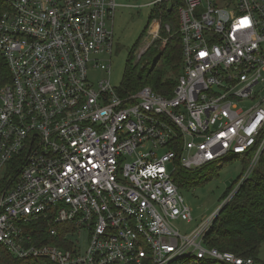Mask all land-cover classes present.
Here are the masks:
<instances>
[{"label": "built area", "instance_id": "2783aa9c", "mask_svg": "<svg viewBox=\"0 0 264 264\" xmlns=\"http://www.w3.org/2000/svg\"><path fill=\"white\" fill-rule=\"evenodd\" d=\"M0 2L7 6L0 15V257L264 264L204 242L264 148V0L148 4L177 19L180 73L169 96L149 86L120 96L109 79H89L91 69L110 72L117 0ZM149 34L156 37L158 26ZM253 148L249 167L208 220L188 233L174 226L192 219L179 168ZM40 221L63 246L35 242ZM75 235H85L83 249Z\"/></svg>", "mask_w": 264, "mask_h": 264}, {"label": "trees", "instance_id": "16d2710c", "mask_svg": "<svg viewBox=\"0 0 264 264\" xmlns=\"http://www.w3.org/2000/svg\"><path fill=\"white\" fill-rule=\"evenodd\" d=\"M6 8L7 6L0 2V15ZM159 12L160 14L163 12L161 16H164V20L166 21L172 22V18L175 17L171 12L166 13L156 8L151 19L156 18ZM177 36L175 45L169 46L167 44L164 51L162 53L159 52L162 57L161 64L157 65L156 60L149 70H145L144 67L140 66L142 56L138 62H133L132 58L127 60L121 82V89L117 90L120 96H126L143 86H149L155 92L166 96L171 95L177 78H174L173 75L179 76L178 74L180 73L181 50L178 33ZM163 66L169 67L173 75L165 74L163 72ZM254 150L255 148L251 149V151L242 157L246 166L244 172L251 163ZM211 166L219 167V165L208 164L193 171L179 168L176 172V181L181 188H187V185L190 184L189 181L199 176L202 169ZM244 172L233 185L224 191L221 196V201L236 187ZM40 223L34 224L35 230L32 231V234L36 237L35 242L39 244L50 243L64 245L61 241L59 242L55 239L48 238L46 235V224L42 221ZM204 242L208 247H215L221 251H231L244 257L250 256L264 263V259L258 255L261 245L264 242V148L252 167L249 176L241 183L230 200L213 219V222L205 233ZM190 259H179L173 264H215L208 259ZM0 264H27V262L16 259L9 253H2Z\"/></svg>", "mask_w": 264, "mask_h": 264}, {"label": "rangeland", "instance_id": "374dc122", "mask_svg": "<svg viewBox=\"0 0 264 264\" xmlns=\"http://www.w3.org/2000/svg\"><path fill=\"white\" fill-rule=\"evenodd\" d=\"M151 1L153 0H117L119 5L115 10L112 24L114 44L110 72L106 73L98 69H91L89 79L92 82L106 78L109 79L113 87L120 90L128 59L132 58L133 62H138V54L145 48L141 55L140 66L144 67L145 70H149L156 60L157 65L161 64L162 57L159 52L162 53L167 44L169 46L176 44V38H178L176 18L171 17L172 22L166 21L164 20L165 17L161 16L163 12L161 14L159 12L156 18L151 19L155 10L154 7L148 5ZM126 5L132 6L128 7ZM157 26L158 35L154 37V35L149 34V31L156 29ZM163 72L167 75H173L167 66H163ZM173 77L178 76L173 75ZM242 157V155L229 157L223 162L215 163L219 167L211 166L202 169L199 176L189 181L190 184L187 185V188H181V193L191 208L192 219L189 223L177 220L174 222V226L178 227L182 233H188L195 226L208 220L217 211L221 205V196L224 191L233 185L244 172L246 166ZM168 168H171L170 164H168ZM72 240L81 249L87 244L85 235L80 237L75 235ZM258 255L264 259V242Z\"/></svg>", "mask_w": 264, "mask_h": 264}, {"label": "water", "instance_id": "95a60500", "mask_svg": "<svg viewBox=\"0 0 264 264\" xmlns=\"http://www.w3.org/2000/svg\"><path fill=\"white\" fill-rule=\"evenodd\" d=\"M223 206H224V205H223ZM223 206L220 207V209L218 210V212L221 211V209L223 208Z\"/></svg>", "mask_w": 264, "mask_h": 264}]
</instances>
